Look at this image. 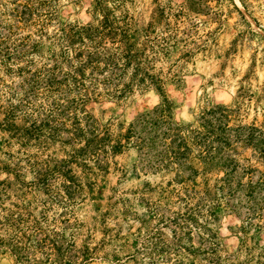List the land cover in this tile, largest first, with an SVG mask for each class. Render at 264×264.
Returning a JSON list of instances; mask_svg holds the SVG:
<instances>
[{
    "label": "trees",
    "instance_id": "trees-1",
    "mask_svg": "<svg viewBox=\"0 0 264 264\" xmlns=\"http://www.w3.org/2000/svg\"><path fill=\"white\" fill-rule=\"evenodd\" d=\"M124 1L91 0L90 19L72 23L59 19V0H0V128L12 131L21 146L36 148L24 152L32 175L25 187L48 196L31 220L21 213L0 217L11 232L0 245L20 264L39 263L26 253L30 247L44 250L48 264H90L94 250L75 243V216L71 225L54 218L59 223L51 229L47 213L56 204L62 209L56 214L70 222L84 189H92L125 149L135 150L146 172L173 170V180L184 184L197 176L204 179L202 188L194 184L184 189L186 209L164 219L176 227L170 240L159 226L137 240L136 253L147 257L148 264H164L156 256L167 264H185L196 254L216 256L211 224L220 204L229 213L244 202L252 214L264 208V171L235 159L239 147L250 146L264 164V130L241 124L236 106L221 103L201 106L193 121L178 120L176 103L167 93L168 85L178 89L184 81L182 65L191 56L188 38L193 39L181 37L176 32L180 25L171 26V18L209 14L223 25L222 5L229 2L238 9L234 1L183 0L174 11L169 7L161 13L166 19L161 37L152 35L154 21L137 25L121 8ZM239 1L246 10L252 1L264 7V0ZM136 91L153 92L158 100L126 124L106 115L108 103L124 101ZM55 143L66 147L67 157H40L39 151ZM255 171L258 177L253 180ZM213 172L210 188L208 174ZM250 218L245 219L247 226L264 232V221L253 223ZM240 229L245 231L244 223ZM194 230L208 246L193 243Z\"/></svg>",
    "mask_w": 264,
    "mask_h": 264
},
{
    "label": "rangeland",
    "instance_id": "rangeland-1",
    "mask_svg": "<svg viewBox=\"0 0 264 264\" xmlns=\"http://www.w3.org/2000/svg\"><path fill=\"white\" fill-rule=\"evenodd\" d=\"M182 1L125 0L121 8L129 11L137 25L154 21L156 32L152 35L161 37L166 22L161 13L163 10L174 11L176 4ZM233 1L240 12L229 2L222 5L220 16L223 25L217 19H209V14L190 15L184 19L171 18L170 25L174 22L180 25L176 32L181 37L193 39L190 42L188 38L191 56L182 65L184 81L178 89L168 85L167 93L176 103L175 117L178 120L193 121L201 106L221 103L236 106V115L241 124L255 125L264 130V7H258L257 2L252 1L253 5L246 10L239 0ZM90 2L59 0V19L72 23L88 21ZM116 11L118 13L119 10ZM211 31L212 37L208 38L207 34ZM157 100L158 96L153 92L140 95L136 91L124 101L108 103L106 115H113L115 121L126 124L133 115L152 106ZM17 123L21 124L20 121ZM35 151L33 146H21L12 131L0 128V217L7 212L21 213L24 218L31 220L40 214L41 203L48 199L43 192L25 187L32 175L27 169L24 152L31 154ZM39 153L40 157H67L66 147L57 143ZM235 159L240 165H252L264 171V164L258 162L250 146L239 147ZM174 176L173 170L146 172L141 162L137 161L135 150L125 149L114 157L108 173L98 176L92 189H84L74 208L75 215L70 216V222L66 216L56 214L55 211H62L56 204V207L50 208L47 213L51 220L49 227L53 229L58 225V220L54 218L64 221L66 225L76 220L73 229L76 246L87 245L94 250L90 264H148L147 257L136 253L137 240L157 226L161 228L163 237L170 240L171 230H176V227L171 222L165 224L164 219L172 218L186 209L184 189L190 190L194 184L195 189L204 185L201 176L186 184L175 182ZM215 176V172L208 174L207 184L210 188L215 184ZM257 177L258 171H255L252 179L256 180ZM237 210L229 213L223 204L216 209L217 219L211 224L218 245L216 256L192 255L185 260V264H227L226 259L238 264H264V232L258 231L254 225L247 226L245 221L249 216L253 223L259 219L264 221V208L252 214L244 202L242 207L238 204ZM242 223L245 231L240 229ZM8 227L0 220V239L7 238L11 233ZM30 229L24 227L27 234L31 233ZM193 233L195 245H209L208 241H201L196 230ZM43 251L30 247L26 253L38 260V264H48ZM166 257L167 254H164ZM155 260L164 264L169 262L161 256H156ZM0 264L20 263L0 245Z\"/></svg>",
    "mask_w": 264,
    "mask_h": 264
}]
</instances>
